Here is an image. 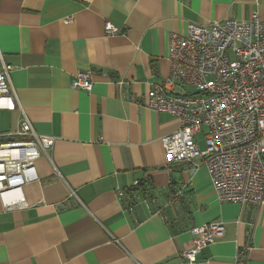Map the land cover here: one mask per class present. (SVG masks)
Returning a JSON list of instances; mask_svg holds the SVG:
<instances>
[{
  "label": "crops",
  "instance_id": "crops-1",
  "mask_svg": "<svg viewBox=\"0 0 264 264\" xmlns=\"http://www.w3.org/2000/svg\"><path fill=\"white\" fill-rule=\"evenodd\" d=\"M253 14L264 22V0H0L20 107L54 139L22 187L26 206L0 199V264H188L190 230L214 222L223 235L193 264H264V207L218 202L204 166L166 165L160 139L179 123L145 107L169 75L171 34ZM87 71L92 90L73 89ZM20 118L0 111V134Z\"/></svg>",
  "mask_w": 264,
  "mask_h": 264
},
{
  "label": "built area",
  "instance_id": "built-area-1",
  "mask_svg": "<svg viewBox=\"0 0 264 264\" xmlns=\"http://www.w3.org/2000/svg\"><path fill=\"white\" fill-rule=\"evenodd\" d=\"M104 33L114 36L118 30L105 24ZM169 63L168 77L150 87L145 104L179 123L176 132L160 139L166 165L204 166L218 202L264 207V22L253 14L248 21L189 24L185 35H170ZM12 71L0 52V111L21 114L13 132L0 134V199L7 211L26 206L22 187L37 181L35 163L48 157L54 145L53 138L35 132L23 113ZM71 87L90 92L91 72L78 73ZM199 134L203 150L196 141ZM12 194L17 196L9 198ZM190 233L191 246L180 257L193 264L222 237L223 226L209 223Z\"/></svg>",
  "mask_w": 264,
  "mask_h": 264
},
{
  "label": "rangeland",
  "instance_id": "rangeland-1",
  "mask_svg": "<svg viewBox=\"0 0 264 264\" xmlns=\"http://www.w3.org/2000/svg\"><path fill=\"white\" fill-rule=\"evenodd\" d=\"M196 139H197V142L199 143V148L201 150H203L204 149V137H203V134H199V136Z\"/></svg>",
  "mask_w": 264,
  "mask_h": 264
},
{
  "label": "trees",
  "instance_id": "trees-1",
  "mask_svg": "<svg viewBox=\"0 0 264 264\" xmlns=\"http://www.w3.org/2000/svg\"><path fill=\"white\" fill-rule=\"evenodd\" d=\"M141 186H144V184H142V183H139V188H140V192H142V194L146 191V188L145 187H141ZM134 189H131L132 191H138V190H136L137 188H135V187H133ZM141 188L143 189L142 191H141ZM131 190H127V192H126V194H129V195H132L131 194Z\"/></svg>",
  "mask_w": 264,
  "mask_h": 264
}]
</instances>
